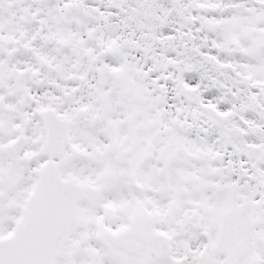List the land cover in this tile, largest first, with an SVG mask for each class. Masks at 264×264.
I'll return each mask as SVG.
<instances>
[{"label":"snow or ice","instance_id":"snow-or-ice-1","mask_svg":"<svg viewBox=\"0 0 264 264\" xmlns=\"http://www.w3.org/2000/svg\"><path fill=\"white\" fill-rule=\"evenodd\" d=\"M0 264H264V0H0Z\"/></svg>","mask_w":264,"mask_h":264}]
</instances>
